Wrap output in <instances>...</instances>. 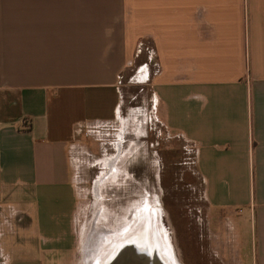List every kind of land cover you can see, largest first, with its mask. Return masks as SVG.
Segmentation results:
<instances>
[{"label": "crops", "instance_id": "1", "mask_svg": "<svg viewBox=\"0 0 264 264\" xmlns=\"http://www.w3.org/2000/svg\"><path fill=\"white\" fill-rule=\"evenodd\" d=\"M150 123L185 144L203 230L247 208L264 264V0H0V264H67L78 169L100 196Z\"/></svg>", "mask_w": 264, "mask_h": 264}, {"label": "rangeland", "instance_id": "2", "mask_svg": "<svg viewBox=\"0 0 264 264\" xmlns=\"http://www.w3.org/2000/svg\"><path fill=\"white\" fill-rule=\"evenodd\" d=\"M27 68L22 67L19 81L39 77V72H27ZM147 129L151 132L144 141L140 132L132 128L129 138L125 139L124 155L117 163L119 170L100 185V196L93 195L91 180L98 179L102 169H78L76 181L82 192V196H78L81 228L67 264H84L83 244L93 231L101 230L104 237L111 231L116 232L127 222L129 214L143 205L156 212L159 210L161 226L179 264H255L258 229L248 209L242 207L236 225H224L219 233L205 232L204 214L192 210L193 196H202V190L199 181L193 180V170L186 164L185 144L176 140L169 142L163 133L155 136L153 123L148 124ZM35 230L32 240L41 244L39 232ZM5 253H9L7 248Z\"/></svg>", "mask_w": 264, "mask_h": 264}, {"label": "water", "instance_id": "3", "mask_svg": "<svg viewBox=\"0 0 264 264\" xmlns=\"http://www.w3.org/2000/svg\"><path fill=\"white\" fill-rule=\"evenodd\" d=\"M155 230L143 218L132 229L117 235L111 251L97 264H170L159 246Z\"/></svg>", "mask_w": 264, "mask_h": 264}, {"label": "bare ground", "instance_id": "4", "mask_svg": "<svg viewBox=\"0 0 264 264\" xmlns=\"http://www.w3.org/2000/svg\"><path fill=\"white\" fill-rule=\"evenodd\" d=\"M160 217L159 210L156 212L155 210L149 209L143 205V207L138 209L135 213L129 214L127 222L116 232L111 231V233H108L104 237L101 230L93 231V235L87 239L85 244H83L82 260L86 261L84 264H97L99 260H102L107 255V253L111 251V245L116 236L125 232L126 230L132 229L135 225L140 223L143 218L147 219L151 227H155V232L158 236V243L164 253L166 260L170 264H179L169 243L167 233L161 226Z\"/></svg>", "mask_w": 264, "mask_h": 264}]
</instances>
